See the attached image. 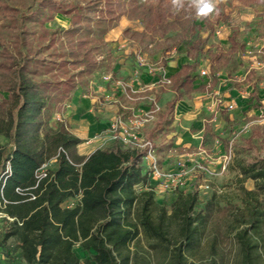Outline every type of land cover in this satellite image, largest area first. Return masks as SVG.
<instances>
[{"label":"trees","instance_id":"obj_1","mask_svg":"<svg viewBox=\"0 0 264 264\" xmlns=\"http://www.w3.org/2000/svg\"><path fill=\"white\" fill-rule=\"evenodd\" d=\"M57 14L70 18L69 29L47 27ZM82 20L93 22L103 40L115 28L111 22H94L84 5L38 0L26 8L0 0V27L10 32L9 39L0 36V92L8 93V98L0 94V136L7 141L0 144V202L13 219H5L4 237L17 240L27 264H133L131 246L143 231L151 240L173 245L176 264H194L189 254L200 244V229L207 221L194 213L196 194L180 193L172 214L160 208L155 218V191L143 167L145 152L115 142L85 157L78 152L81 139L62 122L52 125L55 111L77 90L78 79L86 70L94 71L71 73L88 57L81 51L87 43L80 38ZM205 46L203 41L192 48L201 52ZM193 69L185 65L173 77L177 91H194L188 72ZM177 100L167 104L170 113ZM52 161L57 168H48L39 179L38 173ZM241 174L255 181V190L244 189L249 205H254L248 209L246 227L236 235L238 260L262 264L264 158L244 166ZM71 199H77L73 206L67 205ZM171 219L179 226L178 238L170 235ZM77 248L92 252V259L82 260Z\"/></svg>","mask_w":264,"mask_h":264},{"label":"rangeland","instance_id":"obj_2","mask_svg":"<svg viewBox=\"0 0 264 264\" xmlns=\"http://www.w3.org/2000/svg\"><path fill=\"white\" fill-rule=\"evenodd\" d=\"M4 1L26 8L38 3V0ZM59 1L71 6L84 5L94 22L115 24L103 40L93 22L81 21L85 30L80 38L87 41L81 51L82 54L88 52V57L71 73L90 68L94 71L86 70L78 79L77 89L95 99V106L102 111L100 118L104 121L113 123L116 119L125 121L153 115L154 122L147 123L145 131L154 145L159 167L173 173L179 171L177 164L183 163L184 170L190 171V175L183 176V184L177 191L163 193L159 192L158 186L153 187L155 218L160 208H165L171 215L180 193L196 194L194 213L205 215L207 221L201 226L200 244L190 252L189 262L239 264L240 247L236 235L246 227L248 209L254 205H249L244 189L255 190V181L245 180L241 169L264 158V116L260 115L261 111L264 112V0H218L217 11L204 18L196 17L189 0H184L180 9L173 7L172 0ZM88 23L93 33L88 31ZM71 25L69 17L57 14L47 27L53 31H65ZM0 36L9 39L10 32L1 26ZM203 41L206 42L203 51L192 48ZM175 61L194 68L188 72L195 91H199L198 98L204 99L203 103L222 107L216 118L202 112L204 137L195 139L196 143L187 150L175 148L173 139L168 137L176 129L171 128L173 113L168 111L167 103L174 98L195 99L197 93L177 91L173 80L168 78L166 67ZM95 62L96 67H90ZM203 63L207 75L201 74ZM223 86L226 90L229 86L241 93V116L227 109V91L221 90ZM0 94L8 98V93ZM69 100L55 111L52 124H65L72 111L68 107ZM107 132L106 145L113 142L112 133ZM6 143V139L0 136V144ZM231 145L233 158L224 169V157ZM83 148L78 151L83 153ZM197 165L202 166L200 172L194 171ZM143 167L147 174L151 173L148 164L144 163ZM47 168L56 169V161ZM203 184L209 189H200ZM138 191L141 192L142 187H138ZM76 202L77 199H71L67 205L73 206ZM168 224L171 237L178 238L176 221L171 219ZM7 229L5 221H0V247L10 258L12 256H8L6 248L15 251L18 246L15 240L5 239ZM261 245V262L264 264V240ZM131 250L133 264H176L174 246L151 240L143 231ZM76 253L82 260L92 259L93 255L80 248Z\"/></svg>","mask_w":264,"mask_h":264},{"label":"crops","instance_id":"obj_3","mask_svg":"<svg viewBox=\"0 0 264 264\" xmlns=\"http://www.w3.org/2000/svg\"><path fill=\"white\" fill-rule=\"evenodd\" d=\"M204 65L205 64L203 63L202 70H206V66ZM183 66L185 65L180 61H175L167 65L166 70L168 71V78L171 81L174 80L173 77L182 70ZM221 90H224V93L227 91V97H225L227 98V109L230 105H235L233 111L237 116H241L242 113H240V108L243 105V97L241 93L235 88H229V86H227V90L225 89V86L221 87ZM189 94H196L197 98H179L177 100L173 116L171 117V128H175L176 130L168 136L173 139L175 148L180 147L184 150H187L193 143H196L194 141L195 139L202 140L204 137L205 118H201L202 112L204 111L213 114L216 118V116L219 115V111L222 110V107H215V105L212 106V104L206 102V104L203 103L204 99L201 100L198 98L199 91H195V88L194 91ZM206 100L209 101L208 99ZM95 102V99H91L83 94L81 90L77 89L71 96L68 104V107H70L72 111H70L69 117L65 119V125L67 128L68 125L71 126L68 128L70 133L82 140V143L78 148L80 149V147L84 146V152H78L85 157H88L98 149H107L115 143L110 142L107 145L105 144L107 140L105 136L108 135L107 131L110 130L112 121H104L100 118L103 113L98 109L99 107L97 105L95 106ZM52 125L54 126L55 124ZM143 135L148 139L145 129ZM149 179L151 186L154 187L156 182L150 177ZM12 240H15L17 246L19 245L16 239ZM6 251L8 252V256L12 257L7 258L0 247V260L3 264H27L21 258V251L19 248L15 251L11 248H6Z\"/></svg>","mask_w":264,"mask_h":264},{"label":"built area","instance_id":"obj_4","mask_svg":"<svg viewBox=\"0 0 264 264\" xmlns=\"http://www.w3.org/2000/svg\"><path fill=\"white\" fill-rule=\"evenodd\" d=\"M207 70H202V75H207ZM264 108V101H263ZM230 110L235 109V105L229 106ZM260 115L264 116V112L261 111ZM264 121V118H263ZM154 122V116L147 114V116L143 119H117L111 124L110 132L112 133V141L119 142L121 145L135 149L138 151L145 152V156L143 157V162L148 164L151 173H148L149 177L156 182L155 186L159 187V192H174L177 191L178 188L182 186L183 176L190 175V171L184 170V164L178 163L177 168L179 171L173 173H167L165 170L161 169L158 165V161L156 159V155L154 152L153 143L144 137L143 132L147 123ZM205 153V151H203ZM233 158V147L232 145L229 147V152L224 157L223 168L226 169L227 164ZM143 163V164H144ZM7 171H9V163H7ZM47 166L43 167L42 170L38 173V178H44L47 175ZM202 170L201 165H197L194 168V171L200 172ZM2 178V176H1ZM200 189H209L208 185H200ZM155 191V190H154ZM5 206L0 202V221L8 219L13 221V219L7 217L4 213ZM0 264H3L0 260Z\"/></svg>","mask_w":264,"mask_h":264},{"label":"clouds","instance_id":"obj_5","mask_svg":"<svg viewBox=\"0 0 264 264\" xmlns=\"http://www.w3.org/2000/svg\"><path fill=\"white\" fill-rule=\"evenodd\" d=\"M218 0H189L191 7L195 9L197 18H204L217 11ZM173 7L180 9L184 6V0H172Z\"/></svg>","mask_w":264,"mask_h":264}]
</instances>
